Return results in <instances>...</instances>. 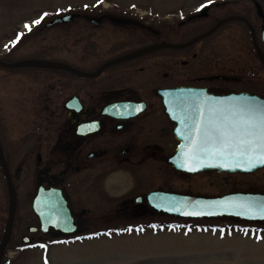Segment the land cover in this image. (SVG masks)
Instances as JSON below:
<instances>
[{"label": "flooded vegetation", "instance_id": "af4514ba", "mask_svg": "<svg viewBox=\"0 0 264 264\" xmlns=\"http://www.w3.org/2000/svg\"><path fill=\"white\" fill-rule=\"evenodd\" d=\"M219 4L76 5L32 18L22 38L53 30L39 53L66 67L38 68L44 74L16 95L25 115L12 110L31 126L0 130V264L25 251L44 261L58 248L184 231L177 221L189 232L200 221L159 212L150 197L217 195L190 181L212 172L168 162L179 141L158 92L264 97V5ZM78 258L66 260H96Z\"/></svg>", "mask_w": 264, "mask_h": 264}, {"label": "rangeland", "instance_id": "374dc122", "mask_svg": "<svg viewBox=\"0 0 264 264\" xmlns=\"http://www.w3.org/2000/svg\"><path fill=\"white\" fill-rule=\"evenodd\" d=\"M253 1L264 5V0H0V60L3 57L15 63L44 60L39 50L44 45L54 44V31L45 30L40 35L35 32L28 39L22 38L26 24L31 25L32 18L40 11L49 16L76 5H254ZM44 72L34 67L0 66V130L4 134L8 129L15 131L31 126L14 114L18 111L20 116L25 115L22 112L26 110L19 105L16 95L24 85L27 88L33 78ZM14 107L17 111L12 113ZM190 181L195 183L193 190L211 195L232 190L264 192V169L249 174L205 173L191 177ZM176 223L184 231L121 236L109 243L102 242V248H58L51 250L44 261L38 250L25 251L10 264H71L67 258L82 256L94 257L96 260L92 264H264V227L224 220L193 221L187 232L185 228L189 225L186 222ZM12 256L10 251L9 257Z\"/></svg>", "mask_w": 264, "mask_h": 264}, {"label": "water", "instance_id": "95a60500", "mask_svg": "<svg viewBox=\"0 0 264 264\" xmlns=\"http://www.w3.org/2000/svg\"><path fill=\"white\" fill-rule=\"evenodd\" d=\"M254 5H260V3L254 1ZM72 17V15H65L53 20L50 24L65 22ZM0 66L6 68L66 67L52 61L8 63L1 60ZM158 93L162 98L165 114L174 124L172 129L173 135L179 141L178 147L168 158V162L175 170L189 174L211 171L225 174H249L264 169V164H257L254 168H249L246 165L224 167L222 165L225 161L222 159L206 158L203 155L198 160L193 158L199 138V121L209 108L224 112L238 106H262L264 105V97L245 92L215 95L207 92L205 89L199 88H174L162 90ZM190 134L192 136L191 139L188 138ZM3 169L6 177H8L4 164ZM150 197H152V202L157 206L159 212L170 214L175 218L231 219L246 223L264 224V217L258 215H240L238 212L243 209L235 206L244 202L254 204L264 203V192L231 191L216 196H200L157 191L152 193ZM6 235L7 232L0 246V254Z\"/></svg>", "mask_w": 264, "mask_h": 264}, {"label": "snow or ice", "instance_id": "6c2138e0", "mask_svg": "<svg viewBox=\"0 0 264 264\" xmlns=\"http://www.w3.org/2000/svg\"><path fill=\"white\" fill-rule=\"evenodd\" d=\"M198 136L194 159L201 155L222 159L224 167L254 168L264 164V105L238 106L224 112L209 108L199 121ZM188 138H192L191 134ZM235 206L243 209L238 212L240 215L264 217V203L244 202Z\"/></svg>", "mask_w": 264, "mask_h": 264}, {"label": "trees", "instance_id": "16d2710c", "mask_svg": "<svg viewBox=\"0 0 264 264\" xmlns=\"http://www.w3.org/2000/svg\"><path fill=\"white\" fill-rule=\"evenodd\" d=\"M1 60L4 61V62H11V61H12V60H11L10 58H8V57H3Z\"/></svg>", "mask_w": 264, "mask_h": 264}]
</instances>
